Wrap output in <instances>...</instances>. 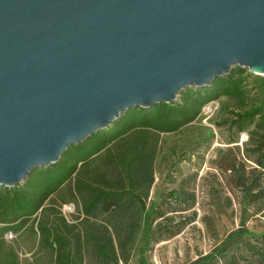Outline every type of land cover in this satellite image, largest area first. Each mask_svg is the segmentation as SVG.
Masks as SVG:
<instances>
[{
  "label": "water",
  "instance_id": "1",
  "mask_svg": "<svg viewBox=\"0 0 264 264\" xmlns=\"http://www.w3.org/2000/svg\"><path fill=\"white\" fill-rule=\"evenodd\" d=\"M235 67L264 77V0H0V186Z\"/></svg>",
  "mask_w": 264,
  "mask_h": 264
},
{
  "label": "trees",
  "instance_id": "2",
  "mask_svg": "<svg viewBox=\"0 0 264 264\" xmlns=\"http://www.w3.org/2000/svg\"><path fill=\"white\" fill-rule=\"evenodd\" d=\"M244 70L235 67L209 86L187 89L178 102L130 108L107 128L70 145L55 164L33 169L16 187L0 186V264H129L133 259L146 264L154 222L171 213L160 210L152 191L164 136L195 122L210 101L243 100ZM259 89L258 102L230 111L224 120L235 129L228 144L246 133L242 153L237 145L218 150L216 161L231 191L223 197L216 191L212 208L218 217L236 211L238 226L183 264H264V222L257 233L246 225L264 218V77ZM168 196L186 204L179 211L195 204L194 194L180 187ZM75 197L83 217L68 223L63 204ZM8 235L26 236L30 247L25 251ZM86 244L87 250L81 246ZM22 252L29 256L21 258Z\"/></svg>",
  "mask_w": 264,
  "mask_h": 264
},
{
  "label": "rangeland",
  "instance_id": "3",
  "mask_svg": "<svg viewBox=\"0 0 264 264\" xmlns=\"http://www.w3.org/2000/svg\"><path fill=\"white\" fill-rule=\"evenodd\" d=\"M243 73L246 85V95L241 101L221 97L210 101L202 107L199 118L183 128L180 132L166 135L157 158L153 192L154 201L160 205V210H171L162 219L154 222L155 233L143 257L146 264H183L200 253L208 252L212 246L228 231L238 226L237 212L227 210V214L218 217L212 208L218 191L220 195L229 194L230 182L226 174H221L216 167L218 150L239 146L242 153L246 133H240L237 143L228 144L235 135V129L224 124L229 119L230 111H242L258 102L261 98L259 82L262 76ZM196 87H187L195 89ZM174 102L180 100L181 94ZM229 185V186H228ZM178 187L185 193H193L195 204L187 211H179L186 204L181 198L168 196L169 190ZM186 197V195H185ZM165 203V204H163ZM68 205L63 211L67 212ZM264 218H251L247 222L250 231L260 232ZM159 225L157 227V224ZM156 224V226H155ZM13 240L25 251L30 247L26 236H14ZM29 254L20 253V257ZM129 264H138L133 259Z\"/></svg>",
  "mask_w": 264,
  "mask_h": 264
},
{
  "label": "crops",
  "instance_id": "4",
  "mask_svg": "<svg viewBox=\"0 0 264 264\" xmlns=\"http://www.w3.org/2000/svg\"><path fill=\"white\" fill-rule=\"evenodd\" d=\"M70 186V189L72 188V184L69 185ZM63 190V189H62ZM64 205H68L70 206V210L63 213L65 219L67 220L68 223H75L78 221V219H76V217L79 215L80 218L83 217L82 214H80V211H81V201L75 197V199L72 201V202H67V203H64L63 204V207ZM69 213V214H67ZM79 218V219H80ZM87 219V217H86ZM86 222V225H87V220L85 221ZM83 249L87 250V244L86 245H81Z\"/></svg>",
  "mask_w": 264,
  "mask_h": 264
},
{
  "label": "built area",
  "instance_id": "5",
  "mask_svg": "<svg viewBox=\"0 0 264 264\" xmlns=\"http://www.w3.org/2000/svg\"><path fill=\"white\" fill-rule=\"evenodd\" d=\"M66 209H67V211H69L70 210V206H67Z\"/></svg>",
  "mask_w": 264,
  "mask_h": 264
}]
</instances>
